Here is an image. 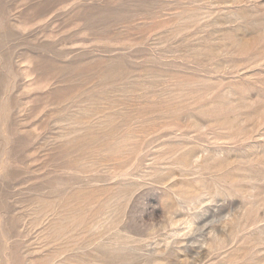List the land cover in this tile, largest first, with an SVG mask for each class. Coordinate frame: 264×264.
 I'll list each match as a JSON object with an SVG mask.
<instances>
[{
  "label": "rangeland",
  "instance_id": "374dc122",
  "mask_svg": "<svg viewBox=\"0 0 264 264\" xmlns=\"http://www.w3.org/2000/svg\"><path fill=\"white\" fill-rule=\"evenodd\" d=\"M0 264H264V0H0Z\"/></svg>",
  "mask_w": 264,
  "mask_h": 264
},
{
  "label": "clouds",
  "instance_id": "9594fccd",
  "mask_svg": "<svg viewBox=\"0 0 264 264\" xmlns=\"http://www.w3.org/2000/svg\"><path fill=\"white\" fill-rule=\"evenodd\" d=\"M193 233V227L191 224L188 225V227L186 228V232L184 233V235H189Z\"/></svg>",
  "mask_w": 264,
  "mask_h": 264
}]
</instances>
